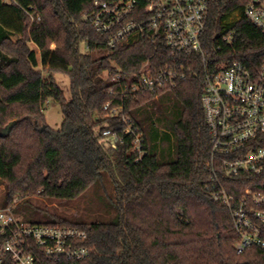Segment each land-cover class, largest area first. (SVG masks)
Listing matches in <instances>:
<instances>
[{"label":"trees","instance_id":"obj_1","mask_svg":"<svg viewBox=\"0 0 264 264\" xmlns=\"http://www.w3.org/2000/svg\"><path fill=\"white\" fill-rule=\"evenodd\" d=\"M249 1L211 3L203 38L207 60L259 68L264 35L244 16ZM75 4L0 0V131L16 121L0 137L1 205L13 206L24 222L87 231L79 245L89 257L47 264H264L259 250L237 254L230 212L207 189L213 168L201 57L177 59L165 43L145 38L111 49L90 21L91 1ZM174 62L186 75L175 87L131 91L145 66L157 72ZM56 74L69 78V97ZM51 101L63 115L58 129L47 123ZM108 102L122 110L110 115ZM123 117L143 133L140 159ZM222 180L236 196L248 187L264 190V173ZM93 187L117 210L115 222L59 209Z\"/></svg>","mask_w":264,"mask_h":264},{"label":"built area","instance_id":"obj_2","mask_svg":"<svg viewBox=\"0 0 264 264\" xmlns=\"http://www.w3.org/2000/svg\"><path fill=\"white\" fill-rule=\"evenodd\" d=\"M90 1L95 8L90 21L97 33L108 36L109 48L122 41L145 38L165 43L177 59L201 57L204 66L201 101L210 132L213 168L207 189L212 200L230 212L238 238L237 254L251 249L264 253V190L248 187L236 196L228 192L222 180V176L264 173V59L256 70L239 60H207L203 38L214 0ZM243 13L264 35V0H250ZM223 39L229 43L232 40L231 36ZM185 77L177 62L157 72L145 66L131 91L155 92L175 87ZM111 106L108 102L104 110L112 116L122 110L121 106L113 109ZM123 120L127 124L125 134L133 137L134 150L140 159L145 153L143 133L130 119L123 117ZM104 135H112L111 130L104 131ZM118 140L113 135V148ZM3 194L0 178V201ZM87 239L84 229L24 222L13 212V206L0 208V264L83 261L90 251L79 244Z\"/></svg>","mask_w":264,"mask_h":264},{"label":"rangeland","instance_id":"obj_3","mask_svg":"<svg viewBox=\"0 0 264 264\" xmlns=\"http://www.w3.org/2000/svg\"><path fill=\"white\" fill-rule=\"evenodd\" d=\"M80 1V2H79ZM83 0H75V6L79 7L80 3ZM257 1V0H251ZM84 46L82 45V48ZM46 75V74H45ZM55 78L58 84L65 90L66 96L69 97V86L70 81L66 75L56 74ZM45 114L47 117V122L50 127H60L63 121V115L59 105L54 102H49L46 105ZM1 202V201H0ZM0 208H4L0 203ZM59 209L63 210L67 214L79 215L86 214L90 220L97 217H104L106 220L115 222L117 219V210L115 207H111L106 202V197L103 193H99L94 189H90L84 196L73 200V201H64L62 205H59ZM85 215V216H86Z\"/></svg>","mask_w":264,"mask_h":264},{"label":"water","instance_id":"obj_4","mask_svg":"<svg viewBox=\"0 0 264 264\" xmlns=\"http://www.w3.org/2000/svg\"><path fill=\"white\" fill-rule=\"evenodd\" d=\"M15 125H16V121L10 122L4 129L0 131V137H5L9 135Z\"/></svg>","mask_w":264,"mask_h":264},{"label":"crops","instance_id":"obj_5","mask_svg":"<svg viewBox=\"0 0 264 264\" xmlns=\"http://www.w3.org/2000/svg\"><path fill=\"white\" fill-rule=\"evenodd\" d=\"M47 118V117H46ZM48 123V122H47ZM49 125V124H48ZM61 126V125H60ZM54 128V127H53ZM60 128V127H59ZM54 129H58V126L57 127H55Z\"/></svg>","mask_w":264,"mask_h":264}]
</instances>
